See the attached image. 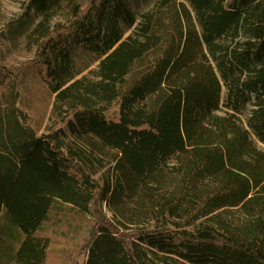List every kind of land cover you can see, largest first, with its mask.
I'll return each mask as SVG.
<instances>
[{
	"label": "trees",
	"instance_id": "obj_1",
	"mask_svg": "<svg viewBox=\"0 0 264 264\" xmlns=\"http://www.w3.org/2000/svg\"><path fill=\"white\" fill-rule=\"evenodd\" d=\"M27 9L54 98L37 134L0 63V235L18 234L15 262L75 264L51 249L71 228L84 264H264V0H157L139 21L124 0ZM76 51L98 62L87 75Z\"/></svg>",
	"mask_w": 264,
	"mask_h": 264
},
{
	"label": "rangeland",
	"instance_id": "obj_2",
	"mask_svg": "<svg viewBox=\"0 0 264 264\" xmlns=\"http://www.w3.org/2000/svg\"><path fill=\"white\" fill-rule=\"evenodd\" d=\"M124 1L135 13L137 21H139L140 15L152 9L157 0ZM56 18H54L53 22L56 21ZM39 20L40 18L34 10L27 9V0H0V63L18 76V106L21 115L23 119L26 116L28 117L37 134H42L52 126V121H50L49 117L54 96L49 93L42 80L35 49L27 41V35ZM74 59L80 66H87L83 75H87L89 71L94 70L98 64L87 53L81 51L74 53ZM250 109H252V106L248 105L246 110L240 115L243 123ZM253 141L259 150H264V146L261 143L255 139ZM107 157L104 159L105 164L108 163ZM108 168L111 169L112 164H109ZM103 212L107 218H112L111 212L105 205L103 206ZM88 219V217L84 219L87 221V225H83L76 236L79 241L87 236ZM67 228L68 226H62L59 231L64 232ZM0 229H7V221L3 215L0 217ZM14 232L15 229L11 233V239L9 236L7 238L5 235H0V264H17L14 260V253L16 248L15 240L18 239V234H14ZM67 233L68 237L65 239L54 238L52 240V255L56 253L68 254L70 251L75 257V264H84L85 255L71 242L74 237L73 229L69 228ZM48 264H57V262L51 257L48 260Z\"/></svg>",
	"mask_w": 264,
	"mask_h": 264
}]
</instances>
